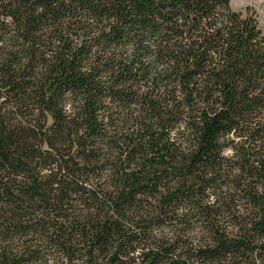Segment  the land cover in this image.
Here are the masks:
<instances>
[{
    "label": "trees",
    "instance_id": "16d2710c",
    "mask_svg": "<svg viewBox=\"0 0 264 264\" xmlns=\"http://www.w3.org/2000/svg\"><path fill=\"white\" fill-rule=\"evenodd\" d=\"M231 0H0V264H264V32Z\"/></svg>",
    "mask_w": 264,
    "mask_h": 264
},
{
    "label": "rangeland",
    "instance_id": "374dc122",
    "mask_svg": "<svg viewBox=\"0 0 264 264\" xmlns=\"http://www.w3.org/2000/svg\"><path fill=\"white\" fill-rule=\"evenodd\" d=\"M230 5L234 12L256 20L264 32V0H231Z\"/></svg>",
    "mask_w": 264,
    "mask_h": 264
}]
</instances>
